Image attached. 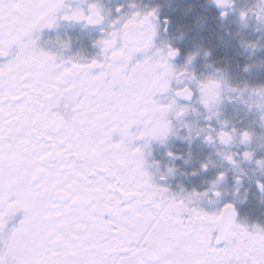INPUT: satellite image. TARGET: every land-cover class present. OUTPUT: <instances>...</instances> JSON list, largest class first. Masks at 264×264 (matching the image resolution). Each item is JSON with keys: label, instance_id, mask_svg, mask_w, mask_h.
<instances>
[{"label": "snow or ice", "instance_id": "obj_1", "mask_svg": "<svg viewBox=\"0 0 264 264\" xmlns=\"http://www.w3.org/2000/svg\"><path fill=\"white\" fill-rule=\"evenodd\" d=\"M0 264H264V0H0Z\"/></svg>", "mask_w": 264, "mask_h": 264}]
</instances>
